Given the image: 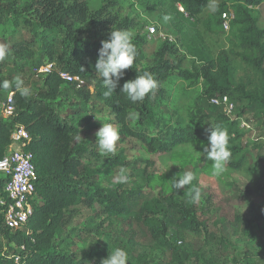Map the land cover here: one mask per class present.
<instances>
[{"label":"trees","instance_id":"trees-1","mask_svg":"<svg viewBox=\"0 0 264 264\" xmlns=\"http://www.w3.org/2000/svg\"><path fill=\"white\" fill-rule=\"evenodd\" d=\"M214 2L219 4L203 22L205 28L210 32L223 30L222 15L225 12L233 15L231 34L243 50L240 55L243 61L260 72L262 85L259 89L249 92L244 86L234 87L230 79L229 59L224 55L192 70L183 68L184 58L176 45L168 40L154 54L150 66L139 68L144 59L142 45L145 39L137 34L133 38L138 53L134 66L125 70L116 93L105 98L102 93L107 89L94 66L102 47L101 42L109 39L111 30H129L132 27L128 18L119 20L117 16L107 15L105 7L91 12L81 0H34L31 6L24 9L27 17L23 18L19 0H0V24L9 17L15 21L21 19L24 29L30 33V36L14 44L0 36V45L7 48L3 60H14L16 67L24 66L18 61L20 59L34 62L38 70L52 65L50 73L42 74L43 87L36 97L21 95L15 84L6 89L9 96L13 94V105L17 110L11 119H0V161L11 144L15 127L24 126L32 137L26 150L33 154V164L38 174L37 193L41 204L34 206V213L28 221V234L11 233L7 229L0 205V238H5L15 246L11 255L18 256L21 264H97L90 258L77 260L55 244L67 212L79 203L80 198L98 203L108 214L118 218L136 219L154 242L165 247L173 244V229L196 237L207 233L208 226L201 221L198 207L192 202L191 186L177 193L173 188L175 178L147 172L148 187L152 193L161 188V194H166L162 201L154 204L153 209L141 190L128 193L120 188L107 190L96 186L87 173V166L100 156L90 146L77 142L81 131L71 122L63 120L54 106L62 103L60 96L63 87L73 85L64 81L60 73L77 77L85 83V86L76 90L77 96L85 99L84 105H88L93 98L104 104L112 111L123 134L140 141L149 153L171 152L192 143L201 147L202 143H207L197 125L210 119V115L200 107L198 115L192 114V123L185 127H176L156 113V106L166 93L164 85L173 75L192 84L205 81L209 86L206 95L210 99L228 97L236 104L241 103L237 111L241 110L244 102H247L244 105H248L249 110L264 109V28H260L255 11L256 7L264 4V0H161L160 7L172 23L192 22L193 26H197L202 22L201 16ZM36 46H39V61L36 59ZM45 59L49 62L45 63ZM144 72L154 75L158 87L154 94H149L142 102L133 103L126 94L121 93L122 86L135 79L138 73ZM87 85L94 88L93 93ZM132 115H135V127L130 124ZM221 118L229 120L225 114ZM231 124L234 125L235 121ZM230 150L232 156L227 166L239 171L246 163V153L240 147H230ZM171 158L179 166V175L182 171H190L195 177L198 167L203 163L202 159L187 152L176 151ZM108 160L114 165L128 166L121 158ZM211 165L208 164L207 173L217 176ZM149 166H153V162ZM5 184L6 179L0 175V200L5 198ZM207 202L212 205L210 197ZM225 236L226 229L223 230ZM212 238L217 239L214 235ZM261 246L264 248L263 242ZM5 257L7 255L0 247V264H14L5 262ZM176 258L182 262L178 255ZM207 264H217V261Z\"/></svg>","mask_w":264,"mask_h":264},{"label":"rangeland","instance_id":"rangeland-1","mask_svg":"<svg viewBox=\"0 0 264 264\" xmlns=\"http://www.w3.org/2000/svg\"><path fill=\"white\" fill-rule=\"evenodd\" d=\"M19 8L26 18L24 9L31 6L34 0H19ZM91 12L101 7L107 8V15L117 16L119 20L128 18L132 27L128 30L135 38L137 34L144 37L142 52L144 59L139 68L150 66L154 54L166 40L175 44L179 54L184 58L183 68L193 69L203 63L224 55L229 59L230 79L234 87L244 86L246 91H254L261 87L262 76L252 65L243 61L240 56L243 50L238 47L231 30L208 31L203 22L214 11V2L201 16V23L176 22L170 19L165 22L161 0H81ZM259 17V26L264 28V4L255 8ZM157 29L151 34V28ZM23 21L7 18L0 24V36L11 44L21 41L30 33L24 29ZM39 46H36V59L39 61ZM23 67H16L14 60L6 62L0 59V80H8L9 86L14 85V78L20 75L24 86L30 92V97H36L43 87L44 79L34 62H25ZM48 63V59L44 60ZM62 89L61 104H55L57 113L71 122L81 131L78 143L90 146L100 156L88 164L87 173L96 186L103 189L120 188L125 192L142 191L151 209L154 204L162 201L166 194H161V188L152 193L148 187L147 172L167 178H179V166L172 161V153L187 152L203 163L198 167L192 186L201 190V199L196 202L201 221L208 226L207 233L196 237L181 230L173 229L174 240L171 247L154 242L148 233L142 229L136 219L118 218L108 214L96 202H86L80 198L79 203L66 214L64 222L58 230L55 244L63 251L74 255L77 260L90 258L93 263H101L109 256L110 250L125 249L128 253V264H207L217 261V264H264V109L249 110L241 103H234L231 113L224 105L217 106L206 95L208 84L199 81L196 84L184 81L173 75L165 83V95L156 106V113L176 127H185L192 122V114L198 115L199 107L210 119L197 125L202 134L209 135L211 123L221 125L229 133L230 147H240L246 153V163L239 171L226 165L225 171L217 176L207 173L208 161L202 153V148L196 144H188L165 153H149L137 139L126 137L121 126L116 122L112 111L96 99L84 105L85 99L76 94V90L85 83H72ZM76 84V85H75ZM8 86V87H9ZM75 86V87H74ZM89 87V85H87ZM94 92L92 86L89 87ZM6 89L0 88V119H4L3 107L8 101ZM84 105V106H83ZM215 106V107H214ZM228 115L229 120L221 118ZM199 117V116H198ZM232 121L235 124L232 125ZM135 115L131 116V126H136ZM102 123L113 124L120 133L115 149L111 153H102L95 145L97 131ZM124 159L128 166L111 164L108 159ZM153 162V166L149 163ZM87 163V162H85ZM121 168L126 169L129 179L119 182L117 176ZM212 199V205L207 202ZM41 204V199L36 205ZM226 229L227 236L223 237ZM217 239L214 240L212 236ZM223 238L224 244L221 245ZM132 239V240H131ZM131 240V241H130ZM5 262H9L13 244L5 238H0ZM178 255L182 262L176 258Z\"/></svg>","mask_w":264,"mask_h":264},{"label":"clouds","instance_id":"clouds-1","mask_svg":"<svg viewBox=\"0 0 264 264\" xmlns=\"http://www.w3.org/2000/svg\"><path fill=\"white\" fill-rule=\"evenodd\" d=\"M164 21L167 22L170 17L165 15ZM102 47L99 50L98 59L95 64V71L103 80V85L107 89L102 95L107 98L119 87L120 80L124 77L125 70L133 68L137 57V48L133 43L132 34L128 30H111L109 39L101 42ZM7 54L5 45H0V59ZM14 84L21 95L28 96L30 90L24 86L20 75L14 78ZM8 80H0V88L7 89ZM158 87V81L151 72H144L137 75L133 80L125 82L121 93L126 94L131 102H142L149 94H154ZM97 140L95 145L102 153H111L114 151L117 141L120 139L119 130L111 123H102V127L96 133ZM78 139H82L81 136ZM230 138L226 128L221 125H213L209 129V135L206 144H201L202 153L206 155L208 161L212 162L214 174H220L225 171L227 163L230 161L232 152L230 150ZM179 179H173L175 182L173 188L177 193L192 185L195 177L190 171H182ZM119 182H127L129 177L126 169L121 168L117 176ZM192 202L196 203L201 199V190L198 186H192ZM128 253L125 249L115 248L110 250L109 256L102 260V264H128Z\"/></svg>","mask_w":264,"mask_h":264},{"label":"built area","instance_id":"built-area-1","mask_svg":"<svg viewBox=\"0 0 264 264\" xmlns=\"http://www.w3.org/2000/svg\"><path fill=\"white\" fill-rule=\"evenodd\" d=\"M180 11L183 9L180 7ZM233 15L225 12L222 15L223 28L229 30ZM157 29L151 28L150 33L156 34ZM52 65H47L39 70L40 74L50 73ZM61 78L67 83L82 81L77 77H72L68 73H60ZM13 94L9 96L7 103L3 107V116L9 120L16 114V107L13 105ZM211 102L217 106L224 105L226 111H233V104L228 97H214ZM31 135L28 130L21 125H17L11 137L6 154L0 161V175L6 179L4 188L5 198L0 200L3 207L2 214L4 222L11 233L28 234V221L34 213V206L39 199L37 193L38 174L33 164V154L26 150L31 143ZM10 261L14 264H21L18 256H12Z\"/></svg>","mask_w":264,"mask_h":264}]
</instances>
